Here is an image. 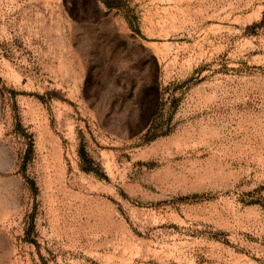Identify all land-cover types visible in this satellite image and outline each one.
<instances>
[{
	"label": "rangeland",
	"instance_id": "obj_1",
	"mask_svg": "<svg viewBox=\"0 0 264 264\" xmlns=\"http://www.w3.org/2000/svg\"><path fill=\"white\" fill-rule=\"evenodd\" d=\"M0 264H264V0H0Z\"/></svg>",
	"mask_w": 264,
	"mask_h": 264
},
{
	"label": "trees",
	"instance_id": "obj_2",
	"mask_svg": "<svg viewBox=\"0 0 264 264\" xmlns=\"http://www.w3.org/2000/svg\"><path fill=\"white\" fill-rule=\"evenodd\" d=\"M159 96L160 95L158 93L157 99H159ZM25 135L29 137V152H30V150L32 149V146H33V139L31 138V136H29L27 134V132L25 133ZM80 157L82 159V162L86 165L84 168L86 171H95V169L93 168L94 166H93L92 159L89 157V154L86 152V150L84 148H81V150H80ZM31 183L34 185V182H31Z\"/></svg>",
	"mask_w": 264,
	"mask_h": 264
}]
</instances>
